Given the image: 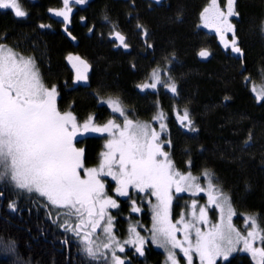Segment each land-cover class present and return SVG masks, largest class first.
I'll return each mask as SVG.
<instances>
[{
    "label": "trees",
    "instance_id": "trees-1",
    "mask_svg": "<svg viewBox=\"0 0 264 264\" xmlns=\"http://www.w3.org/2000/svg\"><path fill=\"white\" fill-rule=\"evenodd\" d=\"M208 2L168 0L169 7L155 11L151 21H147L151 22L157 57L168 59L172 56V62H156L154 68L165 66L167 69L169 66L166 74L170 79L162 81L174 82L177 86V93L171 92L166 97L165 91L169 89L164 83L157 88L165 109L162 121L166 126L160 143L182 173L191 171L195 177H200L205 170L211 173L213 183L230 198L236 213L235 224L239 225L242 216H254L259 227L264 228V98L254 100L243 79L244 73L250 74L254 77L255 89L260 85L257 90L260 88L264 92V0L235 1L242 63L218 54L201 64L196 56L208 41L197 26L200 12ZM20 4L27 13L22 18L16 17L10 9H0V43L14 45L33 55L45 86L55 85L60 90L62 112L71 111L80 125L92 115V123L103 126L101 122L113 120V116L105 107L99 109L97 101L119 95L139 115L149 116L147 104L150 101L138 98L133 86L140 71L150 62H137L136 74L128 66L129 62H116L112 56L108 57V62H92V92L68 90L71 74L61 60L64 41L59 35L40 28L52 25L44 12L54 0ZM91 50L99 53L96 45ZM242 68L245 72H241ZM185 109L195 131L185 126L187 121L182 125L179 120L178 116H182ZM154 113L156 117L161 112ZM118 121L115 123L121 124L120 119ZM250 133L252 139L248 141ZM110 137L106 132H89L76 138L75 146L84 149L85 167L98 165L100 153L105 152ZM102 180L106 181V194L118 205L108 210L113 218V234L125 248V252L116 254L125 259V264H170L166 249L151 240L152 205L157 203L153 196L129 188L131 199L121 197L114 194L115 185L109 183V178ZM0 191L3 193L0 195V264H111V252L116 246L112 245V249L101 247L96 259L89 257L84 251L83 231L80 236L66 231L64 221L67 218L58 214L63 210L46 206L44 198L6 183L0 184ZM172 197L171 212L175 221L191 199L180 193H173ZM133 207L140 211H132ZM69 222L74 223L75 218ZM130 226L145 238L143 255L137 253L133 245L123 243L133 238ZM99 241L97 244L102 243ZM173 251L177 253L179 264H186L180 250ZM244 254H233L223 264H254V260ZM193 260L194 264H199L196 258Z\"/></svg>",
    "mask_w": 264,
    "mask_h": 264
},
{
    "label": "snow or ice",
    "instance_id": "snow-or-ice-1",
    "mask_svg": "<svg viewBox=\"0 0 264 264\" xmlns=\"http://www.w3.org/2000/svg\"><path fill=\"white\" fill-rule=\"evenodd\" d=\"M72 2L83 4L86 0ZM234 2L227 0L225 12L218 0H210L209 6L201 12V19L204 27L216 28L226 48L231 44L232 52L242 53L237 46L233 25L228 20V17L237 15L233 11ZM63 5L64 8L56 10L55 15L67 22L71 11L69 0H63ZM0 9H10L20 18L27 15L19 0H0ZM225 32L233 33L230 42L225 40ZM115 36L127 47L123 35L116 32ZM199 55L207 57L210 53L201 50ZM68 59H76L87 68L80 57L69 56ZM152 78L153 83L142 87L156 88L157 84L164 83V87L173 94L177 93L176 84L162 82L157 69L153 70ZM76 79L87 80V76L78 72ZM56 98V86H45L31 57L21 56L0 43V184L6 183L19 191L36 194L47 201L46 206L63 210L58 214L67 218L64 221L66 231H73L77 236L83 231L84 251L89 257L96 259L101 247L112 249L115 245L111 252V264H125V259L116 254V250L123 253L125 248L116 240L113 218L106 213L107 208L118 206L117 201L105 192V182L101 177L106 176L116 182L114 191L118 196L131 199L129 188H132L156 198L157 203L152 205L151 240L166 249L167 260L171 264H179L174 249L183 253L186 264H194L193 254L199 258L200 264H217L218 259L227 260L238 250L250 253L256 264H264V228L259 227L254 216L246 218V234L233 226L232 217L236 213L230 198L212 182L208 170L204 172L207 178L205 190L194 183L198 177L193 176L191 171L182 173L175 168L169 153L163 151L161 143H157L159 134L154 129L150 131L147 123L129 119L118 99L109 98L107 103L114 112L124 117L122 125L109 120L103 126H97L92 123V117L82 125L78 124L71 111L58 110ZM261 98H264V92L257 97L258 100ZM153 119L163 120L164 114L158 113ZM179 120L182 125L187 121L185 126L196 130L187 109ZM160 127L164 129L166 126L161 124ZM87 132H107L112 137L105 144L107 151L100 153L96 167H85L84 149L74 144L79 134ZM251 139L250 133L248 141ZM173 188L178 193L194 188V195L207 191L208 205L219 209V222L212 223L208 231H202L198 225L210 224L208 209L200 206L197 215L196 201L190 205L191 219H186L185 213L181 212L179 218L173 221ZM132 211L140 209L133 207ZM73 217L75 222L70 223ZM98 229L106 237V242L93 248L92 236ZM129 232L134 234L133 238L123 243L133 245L135 251L143 255L145 238L135 227L130 226ZM178 232L183 233V240L177 239ZM240 244L243 246L238 249ZM104 259L107 261L106 256Z\"/></svg>",
    "mask_w": 264,
    "mask_h": 264
},
{
    "label": "flooded vegetation",
    "instance_id": "flooded-vegetation-1",
    "mask_svg": "<svg viewBox=\"0 0 264 264\" xmlns=\"http://www.w3.org/2000/svg\"><path fill=\"white\" fill-rule=\"evenodd\" d=\"M19 2H23V4L25 2L33 5L38 3V0H20ZM218 3L220 8L226 12L227 0H218ZM209 4L210 0L205 7H208ZM69 7L71 8V11L69 12V20L66 22L64 21L63 17H58L55 15L56 10H61L64 8L63 0H54V4L52 6H48L44 12L46 17L49 18L50 24L52 25L40 27L42 30H46L49 33L59 35L64 41L65 50L62 54L61 60L62 62H65V65L71 74V84L67 89L72 91L88 90V92L91 93V89L93 88L92 62H108V57L110 56L114 57L116 62H129L128 66L131 67V71L135 74L137 71L135 70L134 66L137 67V62H150L151 65H146L147 68L145 69L143 67V70L140 71L139 77L133 86L134 94L138 98L148 100V102L150 101V103L147 104V111L150 112L148 117L139 115L134 108L129 107V104L124 99L118 97L119 95L116 97L107 96L102 100H98L97 106L99 109L105 107L106 110L112 115V111L109 109L107 104V98L118 99L129 119L147 123L149 128L151 126L153 127L155 125V121L153 119L155 116L154 111L163 112L165 109L164 106L161 105L162 102L160 103L161 97L158 95L159 92L157 90H153L151 87L143 88L142 86L144 84L153 83L152 72L155 69V62H172V56H169L168 59H165V57H157L154 45L152 43L153 37L151 31L152 28L150 27L151 22L148 23L147 21H151L155 14L154 11L167 9L169 7L168 0H86V2L83 4H75L72 2V0H69ZM205 7H203V9ZM233 11L235 12L234 5ZM235 13L237 14V12ZM237 19L238 14L228 17L229 23L231 22L234 28L237 46L240 48L239 39L236 37ZM200 22L197 26V29L202 32L203 36H206V41H208V44L202 46L199 53L201 50H207L210 55L207 57H201L198 53L196 56L197 62L204 64L216 55L222 54L228 59H233L234 61L242 63L241 60H243V53L232 52L231 44H229V47L226 48L224 42L221 40L220 34L216 31V28L204 27V21L201 18ZM137 25H141L142 27H137ZM116 32H119L125 37L124 43L127 45V47L121 44L116 38ZM232 34V32H225V40L230 42L233 38ZM93 45L99 47V50H96L99 53L92 52L91 49ZM69 56L73 58L80 57V59L86 63L87 68H85L84 65L76 59L69 60ZM168 68L169 66H167V69ZM78 72L86 75L87 80L78 81L76 79ZM241 72H245V69H243ZM164 78L165 80H169L166 79L167 74L161 76L162 80ZM243 79L245 81V85L250 89L249 92L253 96L254 100L258 101L257 97L259 95L256 94L258 91H254L256 89L254 86L255 84H253L252 81L254 77L250 74L244 73ZM60 93L61 92L58 89L56 104L58 110L61 111L59 105ZM165 94L166 95L164 97L170 96L171 91L166 90ZM261 100L262 98L259 99V101ZM157 102L160 104L157 105ZM119 118L122 125L124 117L119 115ZM106 123L107 122H101L100 125H104ZM64 246L66 247V244Z\"/></svg>",
    "mask_w": 264,
    "mask_h": 264
},
{
    "label": "rangeland",
    "instance_id": "rangeland-1",
    "mask_svg": "<svg viewBox=\"0 0 264 264\" xmlns=\"http://www.w3.org/2000/svg\"><path fill=\"white\" fill-rule=\"evenodd\" d=\"M263 33H264V30H263ZM8 48H11V49H13L16 53H18L19 55H21V56H24V57H31L32 59L34 58L32 55H30V54H27V53H25V52H23V51H21V50H19V49H17L14 45H8L7 46ZM34 61H35V59H33ZM42 64H44L43 62H41ZM36 65V64H35ZM158 70V72H159V76H160V79H161V76L163 75V73H164V75L167 73V70H166V67H164V68H158L157 69ZM162 73V74H161ZM166 79H170V78H168V76H167V78ZM161 81H162V79H161ZM163 82V81H162ZM162 85V83H160V84H157V86H156V88H153V90H157V88L159 87V86H161ZM258 91V95H260L263 91L261 90H257ZM260 91V92H259ZM109 99L107 98V101H108ZM108 104V103H107ZM122 106V105H121ZM108 107H109V109L112 111V115H113V120L114 121H116V122H118L119 123V121H118V119H120L119 118V113L118 112H114L113 110H112V108L109 106V104H108ZM154 123H155V125L151 128V129H149L150 131L151 130H155L158 134H159V140L157 141V143H160V136L165 132V128L164 129H161V127H160V125L161 124H164V121H162V120H158V119H154ZM87 133H89V132H87ZM87 133H84V134H87ZM107 133V132H106ZM83 133L82 134H79L77 137H79V136H83L84 135ZM112 137H110L109 139H111ZM105 151H107V149L105 148ZM82 174V176H83V172L81 173ZM103 178H105V179H108L109 178V183H111V184H114L115 185V187H116V182L114 181V180H112V178L111 177H106V176H102L101 177V179H103ZM104 182H105V192H106V181L104 180ZM213 182V181H212ZM194 183H198V184H200V186L201 187H203L205 190H207V178L204 176V173L203 174H201L200 175V177H198V179L196 180V181H194ZM196 190L193 188V189H191V190H188V191H184V192H179L180 194H185V195H187L191 200H190V202H189V204L186 206V208H185V210L184 211H182V212H184L185 213V216H186V219H191V211H192V209H191V207H190V205H191V203H192V201H196L197 202V209H196V211H197V215H198V211H199V207L200 206H206L207 207V209H208V219H209V221H210V224L209 225H203V224H200V225H198L199 227H201V229H202V231H208L209 230V227H210V225L212 224V223H218L219 222V217H220V212H219V209H216L214 206H211V205H208V196H207V191H204V192H198L197 194H193L194 192H195ZM173 193H178V192H176L175 191V188H173L172 189V193L171 194H173ZM114 194L115 195H117L116 193H115V191H114ZM153 199L155 200V202H157L156 201V198L153 196ZM202 201V202H201ZM201 202V203H200ZM232 205V204H231ZM232 208H233V206H232ZM109 209H111V208H107L106 209V213L108 214V210ZM234 209V208H233ZM235 211V210H234ZM212 214L215 216V217H213L212 216ZM109 215V214H108ZM236 216L234 215L233 217H232V224H233V226L237 229V230H239V231H241L242 232V234H246L245 233V228H246V216H242V221L239 223V225H237V224H235V223H237L236 221H235V218ZM103 223V222H102ZM97 231H99V236H98V239H96L95 238V236H96V233H94L93 234V236H92V239H93V241H94V246H93V248H95V246H96V244H97V241L98 242H100L99 240H101V242H106V237L104 236V234L98 229ZM178 234V235H177ZM176 234V236L177 237H180L179 239L180 240H183V233L182 232H178ZM192 235H193V239H194V237H195V233H194V231H193V233H192ZM133 236H134V234H133ZM257 244H258V242H257ZM242 244H240V245H237V248L239 249V248H242ZM256 246H258V245H256ZM100 250H102L101 248H100ZM100 252V251H99ZM99 252L97 253V254H99ZM239 252H243V253H246V254H248V255H246V254H244V255H246V256H248V257H250L251 259H252V257H251V254L250 253H248V252H244V251H235V252H233L230 256H229V258L231 257V256H233V254H236V253H239ZM116 253H119V251L118 250H116ZM181 254H183V253H181ZM107 257H108V255H107ZM193 258H196V260H198V263L200 264V262H199V258L198 257H196L195 256V254H193ZM228 258V259H229ZM227 259V260H228ZM227 260H224V259H222V258H220V259H218L217 260V264L218 263H221V264H223L225 261H227ZM252 261H253V259H252ZM170 264H171V262H170ZM254 264H256V262L254 261Z\"/></svg>",
    "mask_w": 264,
    "mask_h": 264
},
{
    "label": "bare ground",
    "instance_id": "bare-ground-1",
    "mask_svg": "<svg viewBox=\"0 0 264 264\" xmlns=\"http://www.w3.org/2000/svg\"><path fill=\"white\" fill-rule=\"evenodd\" d=\"M93 1V0H92ZM235 4V3H234ZM200 6H202V5H200ZM205 6H207V4L205 5ZM159 7V6H158ZM103 9V8H102ZM160 9V8H159ZM155 12V11H154ZM235 12H237V11H235ZM201 13V12H200ZM103 14H104V12H103ZM251 14V13H250ZM157 15V14H156ZM158 17V16H157ZM201 17V16H200ZM158 19V18H157ZM200 19V18H199ZM162 20V19H161ZM263 20V19H262ZM102 21V20H101ZM196 21V20H195ZM141 23V22H140ZM146 23V22H145ZM201 23V22H200ZM231 23V22H230ZM236 23V22H235ZM264 23V22H263ZM232 24V23H231ZM142 25H143V23H142ZM207 30V29H206ZM237 32V31H236ZM263 34V33H262ZM227 35V34H226ZM233 35V34H232ZM259 36H260V34H259ZM230 37V36H229ZM237 37V36H236ZM213 38V37H212ZM215 38V37H214ZM130 40V39H129ZM103 41V40H102ZM262 41V40H261ZM263 42V41H262ZM106 43V42H105ZM105 45V44H104ZM264 45V44H263ZM225 50V49H224ZM155 55V54H154ZM33 56V55H32ZM34 59V58H33ZM156 63V62H155ZM162 64V63H161ZM151 65V64H150ZM159 68V67H158ZM167 70V69H166ZM162 74V73H161ZM163 75H164V73H163ZM249 76V75H248ZM165 79V78H164ZM252 79V78H251ZM250 79V80H251ZM249 80V81H250ZM253 81V80H252ZM248 82V81H247ZM253 86V85H252ZM258 86H260V85H258ZM258 86H257V88H258ZM257 88H256V90H257ZM254 89V88H253ZM260 89V88H259ZM263 89V88H262ZM256 90H254L255 92H256ZM79 91V90H78ZM260 92V91H259ZM251 94V93H250ZM258 95V94H257ZM260 105V104H259ZM82 121V120H81ZM81 123H83V122H81ZM82 125V124H81ZM97 125V124H96ZM84 134V133H83ZM77 143V142H76ZM79 146V145H78ZM173 158V157H172ZM171 159V158H170Z\"/></svg>",
    "mask_w": 264,
    "mask_h": 264
},
{
    "label": "water",
    "instance_id": "water-1",
    "mask_svg": "<svg viewBox=\"0 0 264 264\" xmlns=\"http://www.w3.org/2000/svg\"><path fill=\"white\" fill-rule=\"evenodd\" d=\"M2 197V196H1ZM66 244L65 242H62V245Z\"/></svg>",
    "mask_w": 264,
    "mask_h": 264
}]
</instances>
